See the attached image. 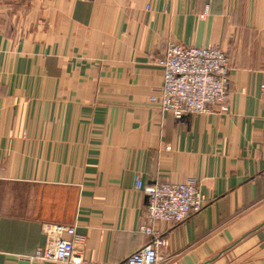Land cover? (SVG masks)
Listing matches in <instances>:
<instances>
[{"label":"crops","instance_id":"crops-1","mask_svg":"<svg viewBox=\"0 0 264 264\" xmlns=\"http://www.w3.org/2000/svg\"><path fill=\"white\" fill-rule=\"evenodd\" d=\"M168 43L227 52V113L153 101ZM138 175L206 199L154 226L160 264H264V0H0V264H65L35 258L44 223L122 263L153 237Z\"/></svg>","mask_w":264,"mask_h":264},{"label":"built area","instance_id":"built-area-1","mask_svg":"<svg viewBox=\"0 0 264 264\" xmlns=\"http://www.w3.org/2000/svg\"><path fill=\"white\" fill-rule=\"evenodd\" d=\"M155 63L163 69V87L159 97L162 110L173 113L177 120L186 116L229 111L231 64L228 54L218 45L193 47L168 43ZM135 189L143 192L148 203L145 215L148 225L143 228L151 241L119 264H160V249L165 240L157 236V223L181 224L206 206L200 184L195 180L181 183L147 185L136 176ZM45 243L35 258L45 262L65 264H93L81 250L84 242L75 227L44 223Z\"/></svg>","mask_w":264,"mask_h":264}]
</instances>
